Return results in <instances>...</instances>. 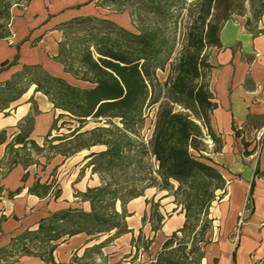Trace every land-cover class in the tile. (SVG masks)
Here are the masks:
<instances>
[{"label": "trees", "instance_id": "1", "mask_svg": "<svg viewBox=\"0 0 264 264\" xmlns=\"http://www.w3.org/2000/svg\"><path fill=\"white\" fill-rule=\"evenodd\" d=\"M200 1L198 20L191 26L186 44L170 63L169 75L159 91H156L160 87L156 70L163 69L170 58L169 39L159 35L156 29L134 33L107 18L93 15L79 16L60 23L65 26L64 39L59 41V51L53 56L63 66L64 72L75 80L87 83V86L82 87L52 75L40 64H24L20 71L0 84V109L19 99L34 86V91L45 94L54 108L63 111L60 117L67 116L78 123L66 135L48 138L51 136L49 132L43 146H39L29 138L34 121L29 114L20 123V132L7 144L11 166L18 161L24 166L34 161L21 157L19 150H30L32 147L37 154H41L46 142L51 143L53 154L64 156L71 155V149L77 152L96 144L106 146L104 150L87 156L91 157L88 166L92 167L93 173L99 174L101 184L87 187L85 192H76V196L89 202L90 210L67 208L41 219L36 229H25L12 237L8 246L0 248V260L10 262L28 255L51 264H83L82 259L92 249L101 254V248L108 240L95 244L81 257L73 256L69 263L54 261L53 252L57 241L82 232L90 236L113 229H116V234L129 232L125 221V204L140 194L130 192L120 195L118 182H111L103 174L109 173L110 177H114L112 169L130 164L133 159H126L133 154L139 159L146 155L154 157L156 172L160 177L159 187L172 193L185 215L183 226L164 241L153 264H201L203 246L209 243L205 235L212 223L209 209L212 202L226 191L223 175L209 158L202 155L209 150L205 140L207 136L214 143L212 151H220L223 145L221 134H217L211 125V114L217 102L210 90V75L214 66L209 61L206 48L222 47L219 30L231 14H241L245 0ZM250 1L253 4L255 0ZM140 2L155 14L164 10L163 0ZM257 2L254 21L247 19L244 25L253 35L264 32L256 29V22L264 13V0ZM8 8L9 4H3L0 0V15L6 12L7 19L10 18ZM70 29H76V32H68ZM10 36L8 30L0 32V39ZM67 38L72 42L70 51L64 50ZM17 59L18 54L11 61H3L0 70L14 64ZM30 102L35 104L33 97ZM154 104H157V110L153 131L145 143L140 136V127L144 121L145 108ZM33 111L37 112L35 105ZM89 121L104 124L81 131ZM56 124L57 120L53 129ZM235 134L239 135V131L236 130ZM56 140L63 141L60 143L68 141L66 145L72 143V148L61 149L65 144H53ZM15 143L22 144V147L14 148ZM242 143L244 155L252 153L254 149L247 150L249 143L244 140ZM254 175L264 178V170L256 168ZM26 176L24 174L22 178ZM173 181L177 183L176 187ZM49 187L50 184L37 181L29 188V192L41 195ZM20 190L18 188L15 192ZM217 191L222 193L218 196ZM11 194L13 192H9ZM58 194L59 190L55 197ZM117 201L121 203L122 212L115 209ZM153 218L152 230L156 231L160 228L163 216L154 210ZM188 236L191 237L190 244ZM139 240L141 234L131 240L136 250ZM150 242L147 240L143 243V250L148 249ZM174 243L176 246H173Z\"/></svg>", "mask_w": 264, "mask_h": 264}, {"label": "crops", "instance_id": "2", "mask_svg": "<svg viewBox=\"0 0 264 264\" xmlns=\"http://www.w3.org/2000/svg\"><path fill=\"white\" fill-rule=\"evenodd\" d=\"M76 4L75 0H30L26 8L12 9L11 36L0 39V66L3 61H11L17 52L19 57L14 64L0 70V84L20 71L24 64H40L52 75L86 86L82 81L77 84L78 80L64 72L63 66L53 59L58 53L61 36L56 26L72 17L90 13L88 5L72 9ZM260 26L264 28V18ZM219 39L222 47L216 48L210 60L214 66L210 90L217 102L211 114V125L217 134H221L223 145L218 152L210 149L202 155L221 172L226 180V191L216 207H210L209 217L214 224L212 233L215 238L204 246L201 263L264 264V178L254 175L256 168L264 170V32L253 35L240 21L229 18L219 30ZM32 41L35 42L33 46ZM31 97L37 112L33 111ZM62 112L54 108L45 94L34 91V86L0 109V248L8 246L11 238L25 229H36L38 222L52 213L67 208L90 210L89 202L76 196V192H85L87 187L101 184L91 166L83 167L91 159L86 156L104 150L105 145L96 144L69 156L55 153L48 159L40 154L26 166L20 161L11 166L7 144L20 132L23 119L29 114L33 116L29 138L43 146ZM236 130L239 135L235 134ZM242 140L249 143L247 150L254 149L249 155L243 153ZM20 147L22 144H14V148ZM24 174H27L25 179L22 178ZM37 181L50 184L46 193L29 192ZM173 184L176 187L175 181ZM18 188L21 190L15 192ZM57 190L59 194L55 197ZM9 192L13 194L9 195ZM249 196L251 207L247 206ZM148 201H158L160 205L155 211L164 217L156 231L152 230L154 210L150 212ZM115 209L122 212L120 201L115 203ZM125 210L129 232L116 234L113 229L95 236L82 232L63 237L57 241L54 261L69 263L73 256L81 257L95 244L108 240L101 248L102 257H115L122 249L125 255H129V260L123 262L126 259L123 258L121 264H153L164 241L185 221L184 210L176 204L174 196L156 187H147L141 195L130 199ZM139 234L141 240H151L146 251L141 246L136 250L131 244L132 238L136 239ZM133 256L134 260H131ZM103 261L105 264V258ZM118 261L116 258L108 264H117ZM0 264L51 263L23 255L15 261L0 260Z\"/></svg>", "mask_w": 264, "mask_h": 264}, {"label": "rangeland", "instance_id": "3", "mask_svg": "<svg viewBox=\"0 0 264 264\" xmlns=\"http://www.w3.org/2000/svg\"><path fill=\"white\" fill-rule=\"evenodd\" d=\"M1 1L3 4H9L8 13L10 16V18L7 19L6 12L3 15H0V32L3 33L5 30L10 31L11 20H12V9L26 8L30 0H1ZM75 1H77L78 4L72 7V9L74 8V10L80 9L83 6L88 5L90 6L91 10H90V13L87 15H93L98 18H107L111 20L112 22H114L115 24L121 27H124L125 29L131 32H134V33H140L147 29H156L159 32V35H162L169 39L168 52L170 54L168 52L166 53L170 55V58L166 62L163 69L156 70V77L160 83V87H157L156 91H159L163 88V82L167 79L169 72H170V63L174 60L175 57L178 56L183 45L186 44L188 32L191 26L198 20V16H199L198 12L200 10V2H201L200 0H163V3H162V6L164 8L163 12L155 14L154 12L150 11L148 7H146L145 5H141L140 0H75ZM257 5H258L257 0H255L253 4H252V1L245 0L244 5L242 7L241 14L233 13L229 16V18H234L240 21V23L244 27L247 19H249L251 22L254 21L255 12L258 8ZM81 16H86V15H81ZM75 17H79V16H75ZM75 17H72V18H75ZM262 18H264V13H262V15L260 16V19L256 22L257 30L258 29L264 30V28L260 26V21H262ZM70 19H67V20H70ZM60 23L56 26V29L59 30L61 34L60 41H62L64 39L63 30L65 26L61 25ZM1 24H4V27H1ZM68 32L75 33L76 29H70ZM78 33H80L79 30H78ZM31 43H32V46L35 45L34 41H32ZM66 44L67 45L64 46V50L70 51L72 48V45H71L72 42L70 38L66 39ZM215 50H216L215 47L206 48V51L209 54V61L212 59V56ZM58 51H59V42H58ZM16 54H18V57H19V53L17 52ZM26 65H31V64H26ZM76 83L81 84L79 83V80ZM83 84L86 86L88 85L85 82L82 83V85ZM156 110H157V104L148 106L144 110V121L142 123V126L140 127V136L143 142L145 143H147L149 138L151 137L153 126H154V116H155ZM113 121L116 124H119L121 126V124L118 122L117 119H114ZM103 124L104 123H95L93 121H89V123L86 124L81 129V131L91 129L95 126L103 125ZM77 126H78V123L76 121H73L69 117L58 116L57 124H56V127L54 128L53 133L51 134V137L57 136V135L69 134L70 132L69 129L75 128ZM205 140L208 146L211 145V147H209L208 149L209 150L212 149V146L214 145L212 139L207 136ZM44 142H45V139H44ZM60 142H63V141L56 140L53 142V144H65L61 146V149H64V150L72 148V145H73L72 143L66 145L68 141L64 143H60ZM70 152H71V155H73L77 153L78 151L75 152V150L71 149ZM18 153L20 154L21 157H24V158L27 157L33 160H35V158L40 155V154H37L35 152V149L32 147H30V150H24V149L19 150ZM53 153H54V150L51 149V143L46 142L45 149L41 153V155L45 157H50ZM152 157L153 156L151 155H146L144 156V158L139 159V157H135L132 154V156L129 159H126V160L133 159V161L130 164L126 166L123 165V167L122 165H119L112 169V173L114 177H110L109 173H104L103 176L105 178H109L111 182H115V181L118 182L120 195H127L130 192L133 194L141 195L147 187H156L160 190H167V189H162L159 187L160 177L158 176L156 172V169H157L155 167L156 162L153 160ZM137 160H139V162ZM86 166L88 167V164H85L83 169H85ZM96 174L99 177V174L98 173ZM167 191L169 192L170 195H172V193H170L169 190ZM221 193H222L221 191L216 192L218 196ZM218 199L219 198H216V200L212 202V205L214 207H216V205L218 204ZM174 201H175V197H174ZM148 205H149V210L151 212L152 209L157 210L160 203L158 201L156 202L148 201ZM247 206L251 207V196L247 198ZM213 227H214V224L212 222L211 228L207 230L206 235H205L209 243L213 241L215 238V235H213L212 233L214 231ZM178 236H181V234H178ZM145 241H146L145 239L139 240L137 244L142 247ZM187 241H189L188 244H190L191 242L190 236H188ZM173 246H176V244L174 243ZM124 251L125 250L121 249L120 251H118L119 254L115 257H112V256L102 257V254H98L97 250L92 249V251L88 252L86 257L82 259L81 263L83 264H103L104 262L103 258H105V262H106L105 264H108L109 261L113 262L114 259L119 258V261L117 264H121L120 261H122L123 258H126L125 260H123V262H127L129 260L127 259L129 255L128 254L125 255V253H123ZM136 254L134 256H136ZM134 256L131 258V260H134ZM99 257L101 258L100 261L98 259Z\"/></svg>", "mask_w": 264, "mask_h": 264}]
</instances>
